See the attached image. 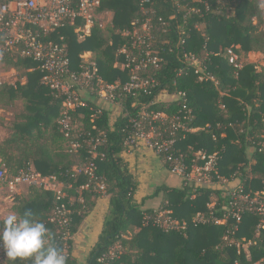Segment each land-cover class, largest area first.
<instances>
[{
    "label": "trees",
    "instance_id": "obj_1",
    "mask_svg": "<svg viewBox=\"0 0 264 264\" xmlns=\"http://www.w3.org/2000/svg\"><path fill=\"white\" fill-rule=\"evenodd\" d=\"M158 9V16L165 20L174 13V0H153ZM182 4L195 6L201 3L195 0H180ZM213 13L205 17L203 32L193 30L186 45L187 51L203 59L208 66L207 72L214 81H199L193 71L183 77H177L174 57L166 54L168 67L161 78L164 87L171 92L185 91L188 94V107L193 111L195 120L192 125H211L208 131L188 134L179 144L184 151L191 146L193 150H206L209 154L219 153L218 169L220 175L235 179L248 190L264 188V68L258 70L253 63H245L241 70L229 64L225 54L229 48L241 56L252 52L264 53V33L259 0H209ZM99 12H112L110 24L101 27L97 23L91 36L84 40L67 26L62 29L65 41L69 45V56L78 64L81 55L91 51L102 77L113 82L119 77L126 80V75L114 68L118 60L117 51L123 42L121 33L133 30L143 16L139 10V0H101ZM219 11L221 13H215ZM178 16V18H180ZM197 20V18H193ZM254 21H256L254 23ZM158 42L166 36L162 27H158ZM173 44L177 42L172 33ZM236 47H238L236 49ZM17 70L26 77L24 85H0V106L13 108L17 101L23 103V110L14 116L11 133L0 143L2 158L9 174L14 175L22 168L32 167L43 176H55L64 183L66 198L58 200L53 192L31 188V192L15 207L17 216L31 210L38 221L46 224L51 237L47 244L62 248V242L55 225L49 222L52 211L66 203L71 211L70 233L72 252L66 259L67 264H77L73 256V244L83 221L96 205V198L101 195L84 192V203H71V197H78L77 189L89 182L87 175L74 176L72 169L81 164L95 162L97 174L104 179L106 195L110 205L103 220L101 234L89 254L86 264H102L98 260L114 247L119 246V258L111 264H253L264 257V231L257 238V243L249 247L250 262L245 252L238 253L235 247H228L223 241L226 229L213 224L194 225L191 219L199 212L209 215L212 210L208 204L215 203L213 211H218L226 201L227 191L216 187L193 188L182 185L177 188H159L157 195L164 193L160 209L171 211V216L180 221H187L186 231H165L154 224L153 220L145 224L146 217L154 215V209H147L143 204H136L134 197L139 184L131 174L122 157L127 137L126 128L130 119L137 115L141 103L154 99L144 94L139 97L127 96L124 111L112 121L110 112L103 109L97 113L98 106L89 105L77 110L73 122L77 125L73 131L74 139L80 135L87 141L83 149L75 154L69 153V141L62 134L59 119L62 112L61 98L56 97L47 86L41 83V74L35 70L33 61L18 58ZM177 83V85H174ZM165 109V103L158 102L151 109L170 113L180 110L177 102ZM135 104V106H133ZM224 106V108H222ZM217 137L214 140L213 136ZM97 136L105 137L106 143L98 146L97 156L89 152V140ZM191 153V152H190ZM260 219L246 215L241 224L237 239H253L256 225ZM138 230V231H136ZM7 264H12L7 260ZM16 264H32L30 260L17 261Z\"/></svg>",
    "mask_w": 264,
    "mask_h": 264
},
{
    "label": "built area",
    "instance_id": "obj_2",
    "mask_svg": "<svg viewBox=\"0 0 264 264\" xmlns=\"http://www.w3.org/2000/svg\"><path fill=\"white\" fill-rule=\"evenodd\" d=\"M195 1L201 3L200 6H189L182 4L180 0H174V13L165 20L164 17L158 16V9L153 0H139L143 20L137 21V26L133 30L121 33L123 42L117 51L118 60L114 64V68L124 73L127 78L123 80L119 77L109 82L102 77L91 51L81 55L78 64L71 61L69 45L61 32L70 26L79 34L82 41L91 36L97 23L104 27L100 22L104 14L99 12L102 8L101 0H0V71L7 65L14 68L18 58L36 64V67L28 71H39L41 83L50 88L56 97L61 98L62 112L58 124L62 134L69 141V153L75 154L87 143L83 138L79 140L80 135L78 139L73 137L77 125L74 124L72 115L77 110L95 104L98 106V114L105 109L110 112L112 121H115L124 111L127 96L154 95L153 100L141 103L137 115L130 119V126L126 128L124 152L142 147L154 151L167 170L181 178L184 185L193 188V191L199 187L225 189L227 198L224 205L217 210L219 215L213 211L216 204L212 203L208 204V208L212 210L209 215L199 212L191 222L194 225L224 226L225 245L235 247L239 254L245 252L247 255L245 262L248 263L251 256L249 247L257 243V238L264 231V188L248 190L239 181L221 176L218 169V152L209 154L204 149L195 151L191 146L184 151L179 147L188 134L208 131L212 127L209 124L192 125L195 116L188 107V94L178 90L171 92L161 81L169 64L166 54L174 57L177 77H183L187 72L193 71L201 82L214 81V77L207 72L208 66L205 61L186 49L191 32L193 30L203 32L205 17L214 12L209 0ZM259 8L263 20L261 30L264 33V0H259ZM159 26L162 27V33L169 36L160 44ZM172 33L177 38L175 44ZM225 56L236 70H241L246 63L233 48H229ZM26 81L27 78L24 77L20 83L24 85ZM158 102L165 103L166 110L171 109V102H177L180 110L172 114L166 110L151 109ZM113 107L121 112L113 114ZM213 138L217 139L215 135ZM105 143V137L90 138L88 146L93 157L97 156L98 146ZM262 147L261 150L264 151V144ZM72 172L74 176L87 175L90 180L77 189L78 197H71V203L83 204L84 192L106 195V184L97 174L95 162L78 165ZM22 186L53 192L58 200H64L65 189L71 188L65 186L57 177L43 176L32 167L22 168L17 174L11 175L0 158V196L4 191L14 192ZM171 213L158 209L154 215L146 217L145 224L153 220L155 225L165 231H186L189 223L172 217ZM246 215L260 219L255 226L256 236L253 239L245 237L237 239L236 234L240 231ZM70 216L69 206L62 203L52 211L49 218V222L55 225L56 233L60 237L66 259L72 252ZM4 218L0 213V222ZM120 249L119 246L114 247L98 261L102 264H111L112 260L119 258ZM3 259L4 255L0 252L2 260L0 264H7V259ZM235 264L241 263L237 260ZM253 264H264V257Z\"/></svg>",
    "mask_w": 264,
    "mask_h": 264
},
{
    "label": "crops",
    "instance_id": "obj_3",
    "mask_svg": "<svg viewBox=\"0 0 264 264\" xmlns=\"http://www.w3.org/2000/svg\"><path fill=\"white\" fill-rule=\"evenodd\" d=\"M122 157L139 184L134 197V202L138 205L143 204V207L147 209L158 210L162 207L164 199L163 192L156 194L158 189L177 188L182 185V179L170 173L155 152L148 148L142 147L131 152H124ZM109 205V196L101 195L96 198L94 209L83 221L73 244V256L77 264H86V260L101 234L103 220Z\"/></svg>",
    "mask_w": 264,
    "mask_h": 264
},
{
    "label": "clouds",
    "instance_id": "obj_4",
    "mask_svg": "<svg viewBox=\"0 0 264 264\" xmlns=\"http://www.w3.org/2000/svg\"><path fill=\"white\" fill-rule=\"evenodd\" d=\"M50 237L46 224L36 220L30 209L22 216L11 213L0 222V252L12 264L25 260L32 264H67L62 248L46 243Z\"/></svg>",
    "mask_w": 264,
    "mask_h": 264
},
{
    "label": "rangeland",
    "instance_id": "obj_5",
    "mask_svg": "<svg viewBox=\"0 0 264 264\" xmlns=\"http://www.w3.org/2000/svg\"><path fill=\"white\" fill-rule=\"evenodd\" d=\"M112 19L113 13L106 12L102 15L100 22H102L105 27L112 22ZM241 57L246 63L255 64L258 70L264 68V53L252 52L247 56L242 55ZM13 70H15V72ZM22 80V72L17 70L16 67L13 68L7 65L0 71L1 86L4 84L15 85ZM22 110L23 103L21 101H17L15 105H13V108H4L0 106V143L9 137L14 116ZM119 112L121 111L115 108L113 114H118ZM115 116L116 115H114V117ZM30 192L31 188L27 186L18 187L14 192L4 191L2 196H0V213H2L3 217L6 218L7 215L15 213L14 208L17 207L20 204V200L25 199Z\"/></svg>",
    "mask_w": 264,
    "mask_h": 264
}]
</instances>
